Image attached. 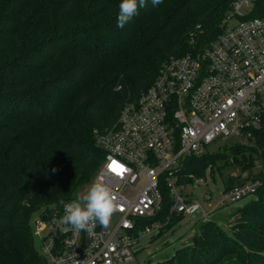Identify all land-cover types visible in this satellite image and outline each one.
I'll return each mask as SVG.
<instances>
[{"label":"trees","instance_id":"trees-1","mask_svg":"<svg viewBox=\"0 0 264 264\" xmlns=\"http://www.w3.org/2000/svg\"><path fill=\"white\" fill-rule=\"evenodd\" d=\"M121 2L0 0V264H46L32 219L92 183L105 159L96 132L112 129L171 57L211 42L232 0H162L155 7L146 0L122 29ZM210 168L222 175L225 193L260 183L255 199L236 207L251 218L235 228L264 239V127L247 144L190 158L182 176L194 178L181 182L191 185ZM211 229L220 233L213 244ZM228 233L212 220L202 223L200 235L166 261L264 264V250L224 239Z\"/></svg>","mask_w":264,"mask_h":264},{"label":"built area","instance_id":"built-area-1","mask_svg":"<svg viewBox=\"0 0 264 264\" xmlns=\"http://www.w3.org/2000/svg\"><path fill=\"white\" fill-rule=\"evenodd\" d=\"M262 2L232 0L211 42L201 51L171 57L153 85L121 109L117 124L96 132L105 154L96 178L113 189L115 220L77 233L58 226L62 206L38 212L31 223L46 264H132L143 237L160 233L173 216L202 211L208 223L221 207L255 194L258 181L235 187L206 212L181 181L194 178L182 176L188 160L204 155L215 141L238 136L245 144L264 127ZM118 161L126 166L121 177L109 173ZM165 210L169 215L162 219Z\"/></svg>","mask_w":264,"mask_h":264},{"label":"rangeland","instance_id":"rangeland-1","mask_svg":"<svg viewBox=\"0 0 264 264\" xmlns=\"http://www.w3.org/2000/svg\"><path fill=\"white\" fill-rule=\"evenodd\" d=\"M246 142L248 143V141ZM237 144H243L238 136L227 142L217 140L206 148V153L204 155L213 156L220 154L226 147H233ZM260 167L261 164L258 163L256 171H258ZM232 173H234V171H232ZM202 180L203 183H200L199 181L188 186L186 192L193 200L199 202L206 212H210L225 198L226 189L224 179L218 172L213 174V171L210 168L206 171V175ZM87 188L88 187L82 190V192L86 191ZM254 199L255 197L253 196H247L237 205L221 207L220 210L212 217V222L215 224L219 223L223 229L229 230V233L226 235L228 237L224 236V239H234L239 244L243 243L242 245L247 249L263 251L264 239H262L259 234L253 235L249 230L244 231L238 229L237 227L235 228L236 222L251 218L247 216L245 217L240 214V212L235 213L236 207H242V205L247 204ZM259 206L263 207L258 203L257 207ZM112 219L113 221L115 220L114 218ZM203 220L204 214L201 211L194 215H187L182 218H178L174 222L172 228L163 233L154 232L143 237L139 246L135 248V261L132 264H149L150 262L151 264H170V262L166 261L169 257H172L178 250L191 244L196 235H200L199 227L203 223ZM211 230L212 232L210 233H212L214 237L210 239V242L213 244L218 238L219 231L215 230L214 232L213 229ZM260 242H262L261 246L258 245ZM35 247L36 250L41 253L38 241H35ZM164 261H166V263Z\"/></svg>","mask_w":264,"mask_h":264},{"label":"clouds","instance_id":"clouds-1","mask_svg":"<svg viewBox=\"0 0 264 264\" xmlns=\"http://www.w3.org/2000/svg\"><path fill=\"white\" fill-rule=\"evenodd\" d=\"M162 0H152L155 7ZM146 6V0H122L119 4L117 27L125 25L138 14V9ZM126 166L119 161L109 167V173L117 177L125 174ZM63 214L58 219V226L68 227L74 232L92 233L97 226L106 227L110 224L117 210L112 187L102 177H97L84 192H75L73 198L66 202L60 201Z\"/></svg>","mask_w":264,"mask_h":264}]
</instances>
